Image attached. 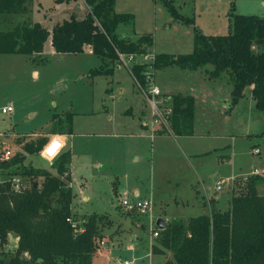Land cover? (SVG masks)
<instances>
[{
	"label": "rangeland",
	"instance_id": "rangeland-1",
	"mask_svg": "<svg viewBox=\"0 0 264 264\" xmlns=\"http://www.w3.org/2000/svg\"><path fill=\"white\" fill-rule=\"evenodd\" d=\"M165 1L184 17L193 18L194 26L211 36L228 33L230 12L264 17V0ZM65 2L34 0L44 10L59 13L58 18ZM30 6L31 2L27 10ZM118 8L134 16L133 27L118 26L120 38L135 41L145 34L152 36L153 46L144 54L177 57L192 52L193 28L174 21L161 2L118 0ZM33 14L43 20L36 11ZM18 24L22 23L15 16L0 17V29L13 30ZM45 43L42 55H32L33 60L23 54L0 55V110L13 107L10 114L0 112V145L24 155V165L55 174L53 164L64 153L49 161L40 154L25 153L24 145L42 138L44 148L56 134L66 131L63 113L76 114L73 135L60 138L71 158V210L76 227L83 228L81 222L86 223L91 215L102 216L92 225L97 236L91 264H122L130 259L137 264L171 261L172 253L161 246L160 236H151L158 219L164 225L179 220L186 223L207 213L203 203L210 198L225 211L232 194L252 177L253 170L264 169V139L255 137L264 130V113L255 109L249 89L232 108L222 107L221 101L230 99L231 85L228 76L213 82L209 73L212 66L197 71L176 65L148 69L150 82L164 96L194 99V129L199 134L174 136L170 128L156 130L154 135L153 130L149 129V134L137 125L149 120L145 87H137L130 72L133 64L126 58L113 76L90 77L89 71L99 68L102 61L89 50L59 54L48 41ZM140 61L141 56L136 58ZM139 102L140 111L132 114L129 107L136 110ZM56 115L63 119L62 127L52 120ZM257 148L258 154L254 153ZM23 180L24 185H30V180ZM218 180L223 181L219 192L215 191ZM134 191L139 192L138 198ZM124 199L151 200L153 225L148 216L125 210L121 204ZM156 231L159 234L160 229ZM16 243L14 234H9L0 253L5 263L14 256Z\"/></svg>",
	"mask_w": 264,
	"mask_h": 264
},
{
	"label": "trees",
	"instance_id": "trees-1",
	"mask_svg": "<svg viewBox=\"0 0 264 264\" xmlns=\"http://www.w3.org/2000/svg\"><path fill=\"white\" fill-rule=\"evenodd\" d=\"M81 1L86 6L84 15L71 13L51 33L38 23L24 22L13 30L0 29V55H39L50 37L56 53L77 55L89 48L102 61L88 76H111L120 64V55H144L153 46L150 34L135 41L118 36V26L133 27L134 16L116 13L115 0ZM154 1L161 2L174 21L193 28V48L190 54L177 57L155 54L151 64L133 66L130 72L137 84L146 86L145 73L149 68L176 65L182 70L197 71L210 65L213 79L228 76L229 109L250 89L255 109L264 113V17L230 12L228 33L211 36L196 28L193 18L178 13L171 2ZM30 2L0 0V17L26 13ZM169 104L172 134L193 136L194 99L174 95ZM63 117L66 131L62 133L71 134L72 115L63 113ZM52 120L63 126L59 116H53ZM255 137L264 139V130ZM43 145L42 138L26 143L24 152L39 155ZM24 161V155L15 154L10 162L0 165L1 174L30 180V185H24L19 193H14L8 184L0 186V253L9 234L17 238L14 256L8 263L0 259V264H91L97 236L92 225L101 221L102 216L91 215L83 224L82 233L74 231L70 223L75 216L71 210L69 152L53 164L55 174L24 165ZM262 183L264 175L247 178L232 194L226 211H220L215 201L208 199L203 203L207 213L189 218L186 223L179 220L164 225L158 234L159 242L172 253V260L162 264H264V196L257 190Z\"/></svg>",
	"mask_w": 264,
	"mask_h": 264
},
{
	"label": "built area",
	"instance_id": "built-area-1",
	"mask_svg": "<svg viewBox=\"0 0 264 264\" xmlns=\"http://www.w3.org/2000/svg\"><path fill=\"white\" fill-rule=\"evenodd\" d=\"M139 56H141V61L136 62V58ZM139 56H137V55H129V56L120 55L119 61H120V63H122L123 58H126L128 63L133 64L132 65V67H133L135 65H149L153 62V59H154V56H149L147 54L139 55ZM145 78H146V82H147L145 88L142 89L139 85H138V88L144 90L143 91L144 92V98L146 100L148 108H150L149 109V111H150V128H151V130H153L152 134H154V132L156 130L168 131L171 128V122L170 121H171V117H172V109H171L170 104H169L171 101V97L167 96V95L164 96V94H162L161 90L157 86L152 85V83L150 82L151 81V74L149 73V71L145 73ZM0 112L3 115L10 114L13 112V107L7 106L5 108H2L0 110ZM53 140H55L57 143H60L63 145V142L59 136H54L53 138H51L48 141V143L46 144V146L40 152V157H42L45 160L50 161V160L56 159L62 150V148H61L54 157L48 155V153L46 151V147L50 146V144ZM0 144H1V142H0ZM254 153L258 154L259 150L255 149ZM14 156H15V154L10 148L2 147V145H0V165L10 162ZM1 173H2V170H0V186H4V185L8 184L14 193H19L24 186V180L18 176L3 175ZM252 174L263 176L264 175V169H260V170L255 169ZM222 189H223V181L219 180L216 182L215 190L217 192H219ZM121 204H122L123 208L129 212L136 211L141 216H148L150 218V222H152V225H153L152 213H153L154 204L151 200H135L133 202H128L127 200L124 199L121 201ZM70 223L74 227V231L76 233H82L84 231V227L83 228L82 227H80V228L76 227L77 223L75 220H71ZM83 224L84 223L81 222V226ZM154 226H155V228L151 233L152 238L158 237V231H156L157 230L156 224H154ZM122 264H137V262L135 259H130V260H123ZM148 264H151V263H148Z\"/></svg>",
	"mask_w": 264,
	"mask_h": 264
},
{
	"label": "crops",
	"instance_id": "crops-1",
	"mask_svg": "<svg viewBox=\"0 0 264 264\" xmlns=\"http://www.w3.org/2000/svg\"><path fill=\"white\" fill-rule=\"evenodd\" d=\"M54 1H57V0H54ZM66 4H65V7H64V9L60 12V15H59V18H58V16H56V14L57 13H53V12H51L50 10L49 11H47V10H44L43 9V7L41 6V4H39L38 3V5H35V3H34V0H32V2H31V6H30V8L27 10V12L26 13H21V14H19V15H17V16H15L16 17V20L17 21H19V23H28V24H30V23H38V24H40L43 28H45L49 33H51V31H52V29L54 28V26L56 25V24H60V23H62L64 20H67L68 18H69V15L71 14V13H75L78 17H82L83 15H84V13H85V11H86V6L84 5V3L81 1V0H79V1H77V2H73V1H71V2H65ZM114 10H115V12L116 13H120V14H127V13H123V12H126V11H122L121 9H119L118 8V0H115V6H114ZM34 11H36L38 14V16H41L42 15V21L41 20H37L36 18H34L35 17V14H33V12ZM59 14V13H58ZM57 14V15H58ZM62 14V15H61ZM132 15V14H131ZM61 17V18H60ZM59 19H61V20H59ZM118 29V28H117ZM127 40H130V39H127ZM137 40V39H136ZM47 41L49 42V44H50V46H51V43H50V37L47 39ZM131 41V40H130ZM153 43H154V41H153ZM46 44V43H45ZM45 44H44V46H45ZM86 50H89V52H91V50L89 49V48H86L85 50H84V52L86 51ZM83 52V53H84ZM42 54H39V55H35V56H41ZM32 57V56H31ZM32 60H33V57H32ZM41 60H43L44 61V58H42ZM119 66H121L120 64L119 65H117L116 67H115V69H114V72H113V74L116 72V71H118V69H119ZM210 70V69H209ZM36 73V72H35ZM113 74L111 75V76H113ZM225 75H221L219 78H216V79H213L212 81L213 82H216V81H218V80H220V79H223V77H224ZM229 84H230V82H229ZM231 85V84H230ZM138 87V86H137ZM249 91H250V89H249ZM164 94V93H163ZM166 95V94H165ZM167 95H169V94H167ZM142 100H143V98H142ZM229 100L230 99H224V100H222L221 101V105H222V107H224V108H228L229 109ZM195 104H196V101H195ZM146 106H147V104H145ZM194 107H195V105H194ZM129 108H131L132 109V114H135V112H139L140 111V109H141V102H139V105H137V109L136 110H134V108L133 107H129ZM146 109H147V113L149 114V120H148V124L147 123H145V122H141V123H139L138 121V127L140 128V130H142V131H147L149 134H151L150 133V131H149V129H151L150 128V113H149V111H148V106L146 107ZM195 111H196V109H195ZM125 112V111H124ZM124 112H123V115L124 116H126L125 114H124ZM71 115H72V125H73V119H74V116L76 115V114H74V113H70ZM146 125V126H145ZM194 127H195V124H194ZM194 127H193V130H194V135L193 136H191V137H195V136H198L199 134H197L196 132H195V129H194ZM73 129V128H72ZM133 130H135V128L133 129ZM57 136H59V137H64V139L66 138V139H68L69 137H71L72 135H73V131L71 132V134H67V133H63L62 135H60V134H56ZM155 135V134H154ZM157 135V134H156ZM207 135H209L208 133H207ZM42 136H49V135H38L37 137H42ZM157 136H163V135H157ZM153 137V136H152ZM231 138H233V137H231ZM62 140V139H61ZM62 142H63V147H62V150H61V152H60V154H62V153H65V152H69L66 148H65V142H64V140H62ZM258 149V148H257ZM259 150V149H258ZM259 153H260V151H259ZM59 154V155H60ZM229 158V157H228ZM70 169H71V167H70ZM255 170V169H254ZM253 170V171H254ZM253 173V172H252ZM251 175H253V174H251ZM241 179V178H240ZM219 181V180H218ZM257 190H258V193H259V195H262V196H264V183H262V184H259L258 185V187H257ZM216 191V190H215ZM134 197L135 198H138L139 197V192L138 191H134ZM210 199H212V200H214L215 201V205H216V199L215 198H210ZM219 209V208H218ZM228 209V208H227ZM220 210V209H219ZM220 211H222V210H220ZM226 211V210H225ZM140 228L143 230V227H142V225H140Z\"/></svg>",
	"mask_w": 264,
	"mask_h": 264
},
{
	"label": "clouds",
	"instance_id": "clouds-1",
	"mask_svg": "<svg viewBox=\"0 0 264 264\" xmlns=\"http://www.w3.org/2000/svg\"><path fill=\"white\" fill-rule=\"evenodd\" d=\"M62 144L57 143L55 140H53L50 144V146L46 147V151L48 153L49 156H55L58 151L62 148Z\"/></svg>",
	"mask_w": 264,
	"mask_h": 264
},
{
	"label": "water",
	"instance_id": "water-1",
	"mask_svg": "<svg viewBox=\"0 0 264 264\" xmlns=\"http://www.w3.org/2000/svg\"><path fill=\"white\" fill-rule=\"evenodd\" d=\"M156 226H157L158 229H162L164 227V222L161 219H158L156 221Z\"/></svg>",
	"mask_w": 264,
	"mask_h": 264
}]
</instances>
